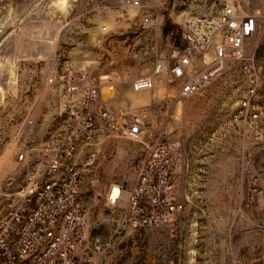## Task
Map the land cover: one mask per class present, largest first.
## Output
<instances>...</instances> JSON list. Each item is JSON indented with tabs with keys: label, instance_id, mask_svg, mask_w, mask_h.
Segmentation results:
<instances>
[{
	"label": "rangeland",
	"instance_id": "1",
	"mask_svg": "<svg viewBox=\"0 0 264 264\" xmlns=\"http://www.w3.org/2000/svg\"><path fill=\"white\" fill-rule=\"evenodd\" d=\"M139 1L0 0V215L21 197L30 162L20 151L61 132L60 89L46 79L68 63L114 79L100 85L99 105L118 115L145 108L151 122L139 140L110 135L83 148L80 158L89 151L94 162L83 166L88 237L79 253L97 254L98 264H264V18L246 44L252 76L261 80L250 100V136L244 121L236 130L231 123L249 83L239 62L188 95L163 73L153 89H131L180 44L187 17L231 1L244 11L264 3ZM166 138L180 144L174 183L184 208L168 225L125 227L108 188H130L137 160Z\"/></svg>",
	"mask_w": 264,
	"mask_h": 264
},
{
	"label": "built area",
	"instance_id": "2",
	"mask_svg": "<svg viewBox=\"0 0 264 264\" xmlns=\"http://www.w3.org/2000/svg\"><path fill=\"white\" fill-rule=\"evenodd\" d=\"M133 3L141 4L139 0ZM263 18L264 5L244 11L234 1L214 12L187 17L181 25L180 44L172 47L166 60L154 64L152 73L133 79L131 89L151 90L156 75L163 73L175 83L178 94L188 95L203 89L228 63L239 62L249 83L231 123L236 130L239 121H244L243 129L250 136V100L261 80L252 76L246 44ZM143 22L151 23L150 16L144 15ZM108 76L96 77L66 63L46 79L60 89L61 132L53 139L24 147L18 155L30 165L21 197L0 215V264H98L97 254L79 253L88 237V218L80 198L83 166L94 162V153L89 151L80 158L83 148L110 135L139 140L144 129L151 127L145 108L118 115L98 104L100 85L113 86L114 79ZM180 158L178 141L156 140L137 160L130 188L110 185L106 200L112 206L122 204L121 225L142 229L168 225L183 210L174 183ZM115 186L117 192L112 196Z\"/></svg>",
	"mask_w": 264,
	"mask_h": 264
},
{
	"label": "bare ground",
	"instance_id": "3",
	"mask_svg": "<svg viewBox=\"0 0 264 264\" xmlns=\"http://www.w3.org/2000/svg\"><path fill=\"white\" fill-rule=\"evenodd\" d=\"M117 192V187L115 186L114 189H113V192H112V196H114Z\"/></svg>",
	"mask_w": 264,
	"mask_h": 264
}]
</instances>
